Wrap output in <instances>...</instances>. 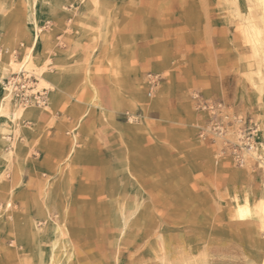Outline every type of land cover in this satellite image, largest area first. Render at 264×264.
Returning <instances> with one entry per match:
<instances>
[{
	"label": "rangeland",
	"instance_id": "obj_1",
	"mask_svg": "<svg viewBox=\"0 0 264 264\" xmlns=\"http://www.w3.org/2000/svg\"><path fill=\"white\" fill-rule=\"evenodd\" d=\"M0 264H264V0H0Z\"/></svg>",
	"mask_w": 264,
	"mask_h": 264
},
{
	"label": "bare ground",
	"instance_id": "obj_2",
	"mask_svg": "<svg viewBox=\"0 0 264 264\" xmlns=\"http://www.w3.org/2000/svg\"><path fill=\"white\" fill-rule=\"evenodd\" d=\"M249 211V210H248ZM239 213H241L240 211H239Z\"/></svg>",
	"mask_w": 264,
	"mask_h": 264
}]
</instances>
